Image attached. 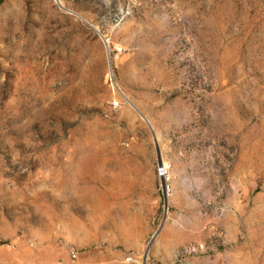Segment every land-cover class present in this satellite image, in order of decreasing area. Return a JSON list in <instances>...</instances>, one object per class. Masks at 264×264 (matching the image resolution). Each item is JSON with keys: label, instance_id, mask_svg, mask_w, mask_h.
Listing matches in <instances>:
<instances>
[{"label": "rangeland", "instance_id": "374dc122", "mask_svg": "<svg viewBox=\"0 0 264 264\" xmlns=\"http://www.w3.org/2000/svg\"><path fill=\"white\" fill-rule=\"evenodd\" d=\"M0 264H264V0H0Z\"/></svg>", "mask_w": 264, "mask_h": 264}, {"label": "built area", "instance_id": "2783aa9c", "mask_svg": "<svg viewBox=\"0 0 264 264\" xmlns=\"http://www.w3.org/2000/svg\"><path fill=\"white\" fill-rule=\"evenodd\" d=\"M170 171V163L167 160L158 158L155 164L154 173L163 196L170 195L172 191Z\"/></svg>", "mask_w": 264, "mask_h": 264}]
</instances>
